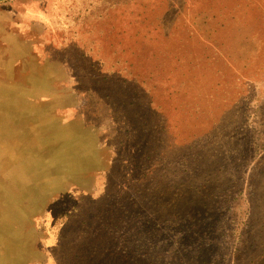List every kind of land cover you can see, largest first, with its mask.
I'll use <instances>...</instances> for the list:
<instances>
[{
  "label": "rangeland",
  "instance_id": "374dc122",
  "mask_svg": "<svg viewBox=\"0 0 264 264\" xmlns=\"http://www.w3.org/2000/svg\"><path fill=\"white\" fill-rule=\"evenodd\" d=\"M129 61L146 81L128 115L146 109L140 127L160 126L126 147L105 138L112 115L96 118L117 113L118 97L85 84H130ZM150 159L156 169L137 172ZM147 173L204 191L195 197L214 208L217 264H238L233 241L250 229L241 264H264V0L1 2L0 264H81L97 247L81 231L124 205L128 175ZM161 213L142 220L173 229ZM176 240L155 236L152 248L165 264H192L167 255Z\"/></svg>",
  "mask_w": 264,
  "mask_h": 264
},
{
  "label": "trees",
  "instance_id": "16d2710c",
  "mask_svg": "<svg viewBox=\"0 0 264 264\" xmlns=\"http://www.w3.org/2000/svg\"><path fill=\"white\" fill-rule=\"evenodd\" d=\"M119 49V47H114L112 52L119 51ZM132 56V52H130L128 57ZM116 59L117 57L114 58V60ZM124 62L126 63L127 60ZM123 69H126L131 82L124 87L123 84L126 80H114L107 75L88 80L85 87L90 89L95 82L99 85L97 90L101 89L107 99L118 97L119 111L117 113L103 110L96 115V118L104 122V119L102 120L100 117L106 112L108 115H112L117 123L110 126V120L108 123L104 122L105 138L110 141L122 142L123 146L127 147V138L137 136L143 140L150 136L160 125L144 123L140 127V116L148 117L152 122L153 118L147 114L146 109L128 115V109L136 103L135 96L139 93H145L141 89V85L146 80L139 79L138 73L141 71L134 68L132 61H129ZM149 89L151 88L149 87ZM122 102H124V105H122ZM150 104L146 103L143 107H148ZM120 135L121 138L117 139L116 136ZM124 138H126L124 140L126 143L123 141ZM133 141V146L140 148L139 139L136 140L134 137ZM124 149L126 148L124 147ZM144 164L148 166V169L145 170L148 173L151 172L150 169L152 168L153 172L157 165L154 159L143 161L139 164L137 172L140 169L143 170ZM148 173L139 177H129L128 175L125 179L128 190L122 196L125 201L124 205L119 208H115V205L104 208L103 214L97 215L94 219L98 226L92 228L91 231L88 229L81 231L83 235H90L93 237L94 242H97V247H95V243L92 250H90L93 254H83L81 264H165L160 258V254L155 251L158 245L155 249L152 248V241L155 236L167 237L170 234L178 239L174 244L167 245L165 250L167 255L171 254L173 263H181L183 261L181 251H185V254L189 253L188 259L191 262L193 261L192 264H217L216 248L220 246V238L217 235L216 224L213 222L214 208L207 206L206 203L202 204L196 198L203 200L205 198L204 191L198 189L195 193L192 192L189 186L182 184V178L166 181L164 176L150 178L149 175L152 174ZM197 188L194 186L193 190L195 191ZM147 207L153 209L147 210ZM221 207L223 208L222 204ZM156 209L162 211L159 217L171 215L174 231L173 229L168 230L164 225L155 232L152 229V224L147 220H142L144 216L155 217ZM230 234L228 232V235ZM253 234V229H250L247 234L244 233L236 237L237 239L232 244L234 251L232 262L241 264L248 257L249 251L255 245L254 241L252 242L253 238H251ZM97 251L99 253L95 256ZM91 257L93 258L91 259ZM256 259L258 261L253 262L252 260L249 264H263L260 262V258Z\"/></svg>",
  "mask_w": 264,
  "mask_h": 264
},
{
  "label": "water",
  "instance_id": "95a60500",
  "mask_svg": "<svg viewBox=\"0 0 264 264\" xmlns=\"http://www.w3.org/2000/svg\"><path fill=\"white\" fill-rule=\"evenodd\" d=\"M4 1H7V0H0V3H1V2H4Z\"/></svg>",
  "mask_w": 264,
  "mask_h": 264
}]
</instances>
